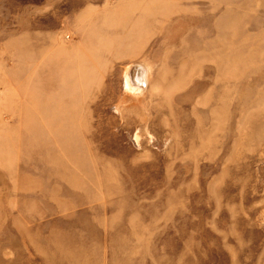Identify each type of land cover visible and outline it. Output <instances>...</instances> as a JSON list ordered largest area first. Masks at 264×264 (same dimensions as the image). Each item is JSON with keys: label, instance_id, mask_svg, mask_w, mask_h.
<instances>
[{"label": "rangeland", "instance_id": "rangeland-1", "mask_svg": "<svg viewBox=\"0 0 264 264\" xmlns=\"http://www.w3.org/2000/svg\"><path fill=\"white\" fill-rule=\"evenodd\" d=\"M0 264H264V0H0Z\"/></svg>", "mask_w": 264, "mask_h": 264}, {"label": "bare ground", "instance_id": "bare-ground-1", "mask_svg": "<svg viewBox=\"0 0 264 264\" xmlns=\"http://www.w3.org/2000/svg\"><path fill=\"white\" fill-rule=\"evenodd\" d=\"M147 70H148V69H147ZM126 73H127V72H126ZM141 73H142V72H141ZM139 74H140V73H139ZM139 74H138L137 72H134L133 77H131L130 74H129V75H128V74H127V75L125 74V75H126V76L124 77V85H125V88H128V89H129V88H131L132 85H135L134 82H133V79L135 80L136 83L138 82V83L140 84L141 82H140L139 79H142V78H140ZM132 88H133V87H132ZM132 88H131V89H132ZM128 89H127V90H128Z\"/></svg>", "mask_w": 264, "mask_h": 264}]
</instances>
